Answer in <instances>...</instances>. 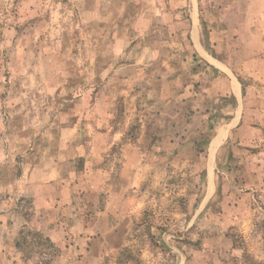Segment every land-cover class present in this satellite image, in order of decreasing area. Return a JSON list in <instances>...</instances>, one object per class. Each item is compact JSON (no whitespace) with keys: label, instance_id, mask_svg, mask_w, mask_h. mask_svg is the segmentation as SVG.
<instances>
[{"label":"rangeland","instance_id":"1","mask_svg":"<svg viewBox=\"0 0 264 264\" xmlns=\"http://www.w3.org/2000/svg\"><path fill=\"white\" fill-rule=\"evenodd\" d=\"M0 264H264V0H0Z\"/></svg>","mask_w":264,"mask_h":264},{"label":"crops","instance_id":"2","mask_svg":"<svg viewBox=\"0 0 264 264\" xmlns=\"http://www.w3.org/2000/svg\"><path fill=\"white\" fill-rule=\"evenodd\" d=\"M43 196V194L39 193L38 196L36 197L37 201L40 199V200H43V203L44 205H48L47 202L50 200L51 197H41ZM37 203V202H36ZM43 220L45 221L44 222V227L45 228H42L43 232L46 234L47 238H49L52 242H58V236L56 235V230L55 229H51L48 224L50 222V218L44 216ZM46 225V226H45ZM58 245H60V243L58 242Z\"/></svg>","mask_w":264,"mask_h":264}]
</instances>
